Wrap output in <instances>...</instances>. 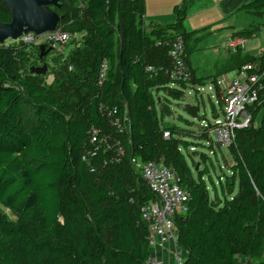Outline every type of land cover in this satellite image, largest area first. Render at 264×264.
<instances>
[{
  "label": "trees",
  "instance_id": "obj_1",
  "mask_svg": "<svg viewBox=\"0 0 264 264\" xmlns=\"http://www.w3.org/2000/svg\"><path fill=\"white\" fill-rule=\"evenodd\" d=\"M190 4L181 0L175 5L174 22L165 27L144 23V0H86L81 8L69 4L57 27L84 32L81 48L68 57L77 76L67 82L78 99L74 108L65 104L54 82L29 73L30 67L23 72L31 45H0V264H145L147 227L139 209L154 196L131 168V158L162 162L188 192L187 211L175 222L184 264H237L238 259L250 264L261 256L264 103L251 109L252 123L256 109L262 108L258 126L235 130L227 147L232 165L221 184V190H228L222 199L215 191L210 197L204 176L210 187L213 182L207 168L195 170L192 156L184 155L191 143L183 134L204 140L215 125L206 124L196 136L166 124L158 108L161 93L182 101L186 82L155 70V43L166 38V30L194 42L206 30L185 33ZM262 6L264 0H250L239 10L255 14ZM9 22L0 0V23ZM232 36L250 33L240 30ZM35 49L39 55V46ZM39 61L37 57V66ZM256 62L263 71L264 53L250 56L235 71ZM103 63L107 69L100 80ZM209 79L222 106L217 80ZM261 83L264 88V79ZM101 106H114L120 120L126 117V132L117 134L124 149L119 160L112 150L90 143V128L101 136L114 134ZM26 108L32 110L29 118ZM211 111L214 115L213 104ZM199 158L207 166L210 159L204 154Z\"/></svg>",
  "mask_w": 264,
  "mask_h": 264
},
{
  "label": "rangeland",
  "instance_id": "obj_2",
  "mask_svg": "<svg viewBox=\"0 0 264 264\" xmlns=\"http://www.w3.org/2000/svg\"><path fill=\"white\" fill-rule=\"evenodd\" d=\"M85 2L86 0H60V11L57 12L55 9H53V11L57 13L62 22L63 17L66 15L65 9L69 4L81 8ZM155 2L159 3V0H144V18L155 19L161 17L164 19L162 27L170 25L167 21L168 15L166 10L156 14L150 9V3ZM165 3L166 2L163 3L164 6ZM166 5L170 8V5ZM174 5L175 3L171 6ZM167 11L171 13L172 7ZM187 12L186 19L183 23L184 29L187 32L200 31L217 22L212 12L205 14L193 13L191 10ZM254 13L255 14H252L253 17L250 16L249 20L243 16L234 20L233 26L239 28L246 27L242 29V31L250 33V37H234L232 36L233 33L231 35V40L238 42L234 48H230L228 44H225L227 39L221 35L217 36V32H205L206 34H201L197 42L183 37V40H185L182 53L184 69L180 73H175L174 75L170 72L171 67L165 51L162 49L161 45L155 43V70H168V72L171 73L168 75L169 79H180L186 82L185 88L182 90V101H174L165 93L160 94L158 108L162 109L163 114H165L166 124H175L185 131L197 136L202 132V129H205L206 124L214 125L216 120L214 117L218 116V119L222 118L223 108L218 102L216 91L212 89V80L209 78L211 77L218 81L220 77L226 75L227 79H233L236 77L235 70L238 64L242 63L244 60L247 61L250 56L255 57L264 53V6ZM249 21L251 24H248ZM153 23L158 24L154 21ZM65 30L71 36L69 41L52 47L51 52L42 58L39 64L40 66L45 65L47 67L43 79L48 84L54 82V87L63 91L62 99H64L65 104L74 108L75 102L78 99L74 90L67 86V82L73 77L76 79L77 76H74L75 69H69L70 62L68 57L74 49L77 50L81 48V38L84 36V32L79 27L77 28L74 26L65 27ZM173 35L175 36V32L169 30L165 31L166 38L172 37ZM39 41H41V38H38L31 47L27 49L26 60L22 62V65H24L23 72L27 67H31L29 65L33 63L35 64L34 67H37L36 60L38 55L36 54L35 47ZM6 44L16 47L17 42L6 40L3 45L5 46ZM219 88L222 90L220 85ZM211 104H213L215 108L214 115L211 111ZM165 105H168V108H166ZM31 112L32 110L30 108H26L25 117L29 118ZM261 113L262 108L258 107L255 112L254 121L252 122L253 127L258 126ZM180 119H185L186 122H181ZM206 136L204 140H200L191 138L187 133L183 134L184 140L191 143L189 150L184 153V155L185 157L191 155L193 161L200 170H203L205 167L207 168L208 176H210L213 182V186L210 187L207 175L204 176L205 182L208 185L210 197H212L213 191H215L217 198L222 199L224 195H228V190H221V184L225 176L230 175L229 168L230 165H232V158L228 153L227 147L217 143L214 129L206 133ZM200 154H204L210 159L207 161V166H204L203 162H201L199 158ZM187 161L190 162L188 158ZM235 192L236 188L232 191L230 196ZM2 211L7 216L8 220L14 221L15 216L12 213L4 209H2ZM263 261L264 248L261 256L258 259L252 260L250 264H259Z\"/></svg>",
  "mask_w": 264,
  "mask_h": 264
},
{
  "label": "built area",
  "instance_id": "obj_3",
  "mask_svg": "<svg viewBox=\"0 0 264 264\" xmlns=\"http://www.w3.org/2000/svg\"><path fill=\"white\" fill-rule=\"evenodd\" d=\"M38 38H41V41L37 43V46L44 45L45 48H52L66 43L71 36L68 32L56 27L53 32L39 36L33 33L24 34L13 42H17L16 45H32ZM156 44L166 49L170 61V72L173 75L180 73L184 69L183 39L180 36H173L163 38ZM226 44L234 48L238 42L230 40ZM5 46H10V44ZM106 69L107 65L103 63L99 71L100 80L104 78ZM145 71L152 74L154 69L147 66ZM170 72L165 70L167 75L171 74ZM235 74L236 77L233 79H227L226 75H223L217 81L218 87L219 85L222 87V90L219 88V96L223 109L221 119H218V116L214 117L216 119L214 133L217 143L226 147L233 143L235 130L253 125L251 109L264 103V88L261 83L264 79V70L260 71L259 63L247 64ZM212 89H214L213 85ZM100 110L114 128V134L101 136L100 131L90 128V143L97 144L105 151L112 150L115 158L119 160L124 155V149L117 134L126 132V117L120 120L117 108L114 106H101ZM163 136L166 138L168 134L164 133ZM129 164L154 196L153 201L142 205L139 209L141 219L147 227L146 240L149 257L145 264H184L186 258L177 243L175 222L187 211L188 192L178 185L175 173L162 162H141L137 158H131ZM237 264L248 263L243 259H238ZM259 264H264V261Z\"/></svg>",
  "mask_w": 264,
  "mask_h": 264
},
{
  "label": "water",
  "instance_id": "obj_4",
  "mask_svg": "<svg viewBox=\"0 0 264 264\" xmlns=\"http://www.w3.org/2000/svg\"><path fill=\"white\" fill-rule=\"evenodd\" d=\"M10 14V22L0 23V45L6 40L15 41L24 34L33 33L36 36L53 32L61 18L53 9H59L60 0H1ZM53 8V9H52ZM52 48L39 46L38 59L41 60ZM47 67L31 66L29 73L44 76ZM197 167L195 170H197Z\"/></svg>",
  "mask_w": 264,
  "mask_h": 264
},
{
  "label": "crops",
  "instance_id": "obj_5",
  "mask_svg": "<svg viewBox=\"0 0 264 264\" xmlns=\"http://www.w3.org/2000/svg\"><path fill=\"white\" fill-rule=\"evenodd\" d=\"M249 1L250 0H191V4L188 10H191V12L193 13H201V14L212 12L217 22L205 28L206 29L205 32L206 33L217 32V36L221 35L225 37V39H227L225 41L226 44L228 41L231 40V35L233 33H236L246 28V27L244 28L235 27L232 24L234 20L238 17L241 18L243 16L249 20L250 16H252L250 12L239 10L244 4H247ZM164 2H166L165 6L163 5ZM174 3L175 5H177L176 3L180 4L181 0H159V3L156 2L150 3L149 7L156 14H158V12L166 10L168 15L167 21L169 24H171L174 22L173 7L175 5L171 6ZM166 4L170 5V8ZM171 7H172V11L171 13H168L167 10L171 9ZM148 21L151 22L154 21L162 26L164 19L161 17L155 19L144 18V23H147ZM248 24H251V22L249 21ZM184 31L185 33H192V32H187L185 29ZM197 37H200V35Z\"/></svg>",
  "mask_w": 264,
  "mask_h": 264
}]
</instances>
